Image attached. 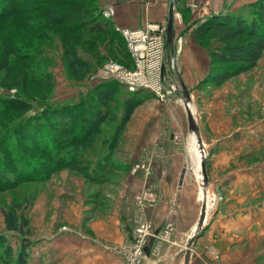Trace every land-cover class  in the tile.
I'll return each mask as SVG.
<instances>
[{
    "label": "crops",
    "instance_id": "0c3cea01",
    "mask_svg": "<svg viewBox=\"0 0 264 264\" xmlns=\"http://www.w3.org/2000/svg\"><path fill=\"white\" fill-rule=\"evenodd\" d=\"M100 1L104 9H114L111 18L115 27L131 30L166 26L172 2ZM251 1L176 0L171 55L175 58L179 83L182 82L195 99L190 102L191 109L205 93L200 89V81L208 74L211 62L208 48L195 37V29L206 17L234 14ZM227 82L199 101L203 106L201 109H205L202 112L205 122L209 123L211 137L207 135L206 127L196 120L203 143L210 148L219 144L220 152L225 151L228 144ZM186 125L184 104L173 96L166 102L151 98L136 108L120 143L127 153V167L115 186L103 192L106 193L104 208L88 204L84 196L88 183L77 171L64 169L43 182L44 191L36 197L33 207L40 205L42 200L49 211L55 208L50 212L52 218L62 208L64 222L75 231L61 232L55 219L48 223V264H124L125 258L117 250L132 241L134 228L142 221L151 225V233L143 244L139 264H183L187 242L199 218V193L202 191V177L198 175L201 170L195 166L190 147L187 151L183 149L184 144L190 146L191 142V134H185ZM173 135H177L176 140ZM138 163L141 165L133 169L132 166ZM208 177L210 186V173ZM102 184L92 185L99 187ZM190 264H195L193 253Z\"/></svg>",
    "mask_w": 264,
    "mask_h": 264
},
{
    "label": "trees",
    "instance_id": "16d2710c",
    "mask_svg": "<svg viewBox=\"0 0 264 264\" xmlns=\"http://www.w3.org/2000/svg\"><path fill=\"white\" fill-rule=\"evenodd\" d=\"M92 2L0 0V72L15 73V79L8 85L19 88L14 95L0 93V190H13L23 182L34 187L64 169L79 172L90 184L106 182L101 173L109 156L84 159L77 156L78 147L87 145L94 134L99 135L101 124H109L107 108L111 103L120 102L119 93L124 89L118 106L119 118L112 124L104 148L107 153L119 149L134 111L146 100L141 94L143 90L130 91L115 80H105L78 102L48 103L45 78L50 74L43 64L46 58H43L42 43H51V39L50 33L38 32L50 30L52 35H57L65 62L73 69L89 66L82 55L83 49H93L99 56V40L107 34L115 35L121 38L125 48L111 49L116 52L115 60L132 66L126 39L115 28L111 17L92 6ZM87 6L96 12H89ZM195 37L208 48L211 57L208 74L200 81V86L202 82L221 86L251 70L264 53V0L246 3L234 14L206 17L195 29ZM125 55L127 60L118 58ZM34 98L39 101V109L30 116L19 115V111L31 106L29 99ZM89 168L93 173L88 172ZM207 169L209 171L208 164ZM97 194L95 192L94 196ZM31 196L35 198L34 192ZM27 200H31L30 196ZM2 214L6 229L23 236L16 249L0 236L1 258L5 264H29L33 241L28 237L30 220L24 215L22 204L11 203Z\"/></svg>",
    "mask_w": 264,
    "mask_h": 264
},
{
    "label": "rangeland",
    "instance_id": "374dc122",
    "mask_svg": "<svg viewBox=\"0 0 264 264\" xmlns=\"http://www.w3.org/2000/svg\"><path fill=\"white\" fill-rule=\"evenodd\" d=\"M93 1L92 6H96L98 10H104L103 2L100 0ZM86 8L89 12H96L90 6ZM33 22L38 21L34 20ZM38 32L44 35L50 33L49 39H51V43H42V48H45L43 58L47 59L43 64L50 74L49 78H45L46 101L48 103L78 102L84 94L101 82L97 80L96 75L103 65L108 61H117L115 60V51L113 52L111 49L118 47V49L125 50L121 38H116L115 35H104L99 40L100 46L97 49L99 56L95 54L93 49L87 51L82 47L84 50L82 55L88 61L89 66H75L73 69L65 62L62 44L57 35H52L50 30ZM88 37H92V35H88ZM171 52L170 46L166 45L164 53V98L160 99L153 92L143 90L141 94L146 100L157 98L166 102L173 96L183 102L184 93L178 80L175 58L172 57ZM118 58L127 60L128 56ZM242 74L239 78L237 77L240 75L231 78L226 85L228 144L225 151L220 152L219 144L210 148V145L203 143L209 165L208 173L211 175V185L208 184L207 191V221L210 224L192 247L195 264H264V53L254 68ZM14 77L15 73L12 71L0 72V93L2 95H14L19 90L15 86L8 85L15 79ZM223 85L215 86L202 82L200 89L205 93L200 98L198 97V105L197 103L192 105L194 116L200 125L206 127L207 135H209L210 130L208 129L209 123L208 121L205 122V115L202 112L205 109H201L203 106L199 105L201 104L199 101L209 97L212 89L220 88ZM173 86L176 87L175 91H171ZM123 93L125 90L121 89L119 93L120 102ZM29 102H31V106L19 111V115L30 116L39 109V101L36 98L29 99ZM120 102L111 103L110 107L107 108L109 124H101L100 134H94V138L87 145H80L77 151V156H84V159L91 156H94V159L96 156H109L106 167L102 169L101 173L106 182L96 187L86 180L88 188L85 189L84 196L88 200V204L93 205L94 208L105 207L106 198L104 197L106 193L103 192H108L111 187L115 186L116 180L127 165L125 160L127 153L121 146L114 153H111L112 151L107 153L104 149L112 124L119 118L118 106ZM185 134H191L192 139L195 133L186 125ZM176 139L177 135L174 136V140ZM188 147H190L189 144H184L183 149L187 151ZM35 155L37 156V154ZM140 165L138 163L132 168L136 169ZM86 167H90V165H86ZM90 170L89 168L88 172L93 173V170ZM43 191V183L33 187L32 184L26 182L19 184L13 190H0V236H4L14 249L18 247L23 235L6 229L2 210L8 209L11 203H21L24 215L30 220L28 237L33 241V244L30 247L29 264L49 263L47 225L53 219L58 223V226H61V232H75L64 222L66 219L62 213V208L57 210L55 217L52 218L53 213L50 212L55 211V208L49 211L46 203L42 200L40 205L33 207L34 200ZM33 192L35 194L34 199L31 196ZM95 192H98L97 197L94 196ZM201 193L202 191L199 193L200 205L202 203ZM28 196L31 198L30 201L27 200ZM121 248L117 250L119 254H122ZM2 254L3 251L0 246V264H5L1 258ZM122 255L125 258L124 264H127L125 255ZM141 259L142 257L136 264H139Z\"/></svg>",
    "mask_w": 264,
    "mask_h": 264
},
{
    "label": "built area",
    "instance_id": "2783aa9c",
    "mask_svg": "<svg viewBox=\"0 0 264 264\" xmlns=\"http://www.w3.org/2000/svg\"><path fill=\"white\" fill-rule=\"evenodd\" d=\"M114 9L103 10L106 17H111ZM166 27L147 26L141 29L115 27L126 39L127 49L132 58V66L121 62L108 61L99 70L98 81L115 80L130 91L149 90L160 99L164 98V53L166 48ZM173 86L171 91H175ZM151 233V225L142 221L134 229L131 242L121 248L127 264H136L143 253V244Z\"/></svg>",
    "mask_w": 264,
    "mask_h": 264
},
{
    "label": "water",
    "instance_id": "95a60500",
    "mask_svg": "<svg viewBox=\"0 0 264 264\" xmlns=\"http://www.w3.org/2000/svg\"><path fill=\"white\" fill-rule=\"evenodd\" d=\"M176 0H172L170 7H169V18L166 27V43L170 46L171 50H173V36H174V5ZM184 97H183V104L187 112V120L190 130H192L198 140V144L200 149L202 150V157L200 161V170L202 173V204L199 214L198 222L194 228V231L190 235V238L187 242V246L185 249L184 255V262L183 264H190V258L192 254V247L196 243L197 239L203 234V232L208 228L210 222L207 221V213H208V169H207V155L206 149L204 147L200 130L198 124L196 122V118L193 114V111L190 107L191 96L189 93L188 88L181 82Z\"/></svg>",
    "mask_w": 264,
    "mask_h": 264
},
{
    "label": "bare ground",
    "instance_id": "6f19581e",
    "mask_svg": "<svg viewBox=\"0 0 264 264\" xmlns=\"http://www.w3.org/2000/svg\"><path fill=\"white\" fill-rule=\"evenodd\" d=\"M190 140H191L190 153H191L192 158L196 162L197 168L199 169L200 168L201 157L203 156L202 155V150L199 147L196 134H193L192 139H190ZM198 175H199L200 178L202 177V173L201 172H199ZM201 196H202V193H201Z\"/></svg>",
    "mask_w": 264,
    "mask_h": 264
}]
</instances>
